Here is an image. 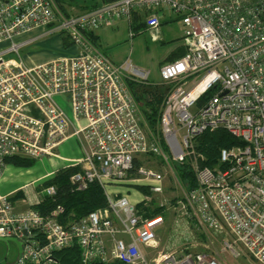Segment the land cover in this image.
Here are the masks:
<instances>
[{
	"label": "built area",
	"instance_id": "1",
	"mask_svg": "<svg viewBox=\"0 0 264 264\" xmlns=\"http://www.w3.org/2000/svg\"><path fill=\"white\" fill-rule=\"evenodd\" d=\"M154 8L179 16L186 47L159 70L161 81L175 84L161 113V145L143 130L126 83L147 81L149 73L130 61L114 64L87 37L121 19L130 25L133 15L154 30L160 26ZM55 34L67 35L75 54L28 64L21 50ZM215 130L239 143L222 149L213 169L195 165V187L178 186L186 202L183 224L175 225L180 231L174 228L178 246L158 250L162 218H145L128 197L108 191L129 180L135 160L148 155L200 158L196 137ZM70 138L81 149V158L66 166L80 168L72 186L82 191L97 183L107 208L63 225L62 205L46 215L34 209L56 195L54 186L43 187L49 179L33 182L42 189L31 193L25 210L15 209L14 194L0 193V240L18 248L12 264H58L55 253L72 245L82 264H226L230 254L242 264H264V0H114L69 16L55 0H0V181L8 160L57 158L55 150ZM134 174L150 178L151 192L163 195L161 173L140 166ZM192 222L201 234L216 235L222 252H188L205 246L194 242Z\"/></svg>",
	"mask_w": 264,
	"mask_h": 264
},
{
	"label": "rangeland",
	"instance_id": "2",
	"mask_svg": "<svg viewBox=\"0 0 264 264\" xmlns=\"http://www.w3.org/2000/svg\"><path fill=\"white\" fill-rule=\"evenodd\" d=\"M99 1L100 0H72L71 3L73 5L82 4L87 6ZM56 6L58 11L61 12L60 6L57 3ZM64 7L67 10V13L75 12V8L70 9L67 6ZM179 27L180 26L175 24L171 27L173 28L171 31H166L165 28H161L160 30H163L164 33L162 32V35L159 37L156 36L157 30H144L139 34H137L138 32H136L134 33V35H130L128 25L126 22H124L113 28H110L109 30L103 33L101 41V51L105 53L107 57L111 59L116 65H121L126 61H130L132 66L140 70L149 72V77L147 78V81L139 82H154L158 84H163L164 82H160L161 79L159 76V70L161 66L169 60L171 52H173L174 50H178L179 40L177 37L179 36ZM58 37V34H55L51 37H46L39 40L34 45L23 48L21 50L22 57L29 60L30 58L35 60L38 57L48 58L51 56H60L70 50H76L74 46H71L72 48L62 50V48L59 46L60 41ZM166 84H170L172 88L175 85L174 83ZM169 92L165 95L160 107L159 124H155L154 128H152V126H150L146 122L140 111L141 126L143 130L146 132L149 138L158 141L160 145L163 143L160 125L161 113ZM57 100L60 101L61 98H57ZM66 110L67 113L70 114L68 106H66ZM211 133L212 132L208 134ZM65 145L67 146L69 152H73L76 151L77 141L76 139H73L65 142ZM58 151L59 150H55V153H57ZM197 153L199 154L200 158H189L183 161L188 164L189 169L192 173L195 165L203 166L204 162L206 161V156L204 152L197 151ZM50 159H52L53 162L57 160L56 158ZM140 161H142L141 166L147 167L162 174L161 186L163 195L160 196L151 192V187L153 186V184H155V182H153L150 178H147L145 176L141 177L138 174H135L134 176H131L129 180L117 185H113L114 188L118 190V192L114 193L113 196L114 198H118L120 196L128 197L129 200L133 204H135L136 208L140 205H143L148 209L164 207V217L162 216L163 214L153 217H161L163 220V224L156 231V240L158 243L157 249H164L165 245L172 246L173 248H175L177 243L174 240V236L177 231H175L174 228L176 223L179 225L183 224V221L180 220V217H184L182 216L180 205L186 204L185 199L180 195L178 186H181L184 191L188 190L186 185L178 180L179 177L177 175L176 166L179 165V163L181 162L173 161L172 159L168 160L165 157L163 151H161L155 156L148 155L146 157H143ZM133 179H138V181L135 182ZM6 184L7 183H4V185L1 186V193L4 192V187H6ZM41 189L42 187L38 188L36 191L41 192ZM163 198L168 201V204L165 206L162 203ZM192 224L194 225V222H192ZM193 225L191 227L192 231L190 230L189 225H184L180 227L195 233L197 237H195L194 234L191 233L194 242H198L199 244L203 242L205 246L201 244L193 246L188 252L192 254L205 251L207 252L208 250H214L217 253L222 252V246L219 243V239L216 235H213L211 232L209 233L207 231H205L204 234H201V232L198 230V226ZM177 230L180 231L179 228ZM17 254L18 248L15 246L14 243L0 241V264H12L15 261ZM225 258H228L230 260L229 262H226V264H242L241 262L233 259L231 254ZM245 264L253 263L248 260Z\"/></svg>",
	"mask_w": 264,
	"mask_h": 264
},
{
	"label": "trees",
	"instance_id": "3",
	"mask_svg": "<svg viewBox=\"0 0 264 264\" xmlns=\"http://www.w3.org/2000/svg\"><path fill=\"white\" fill-rule=\"evenodd\" d=\"M72 0H55V2L60 6L61 13L69 16L64 4L71 3ZM114 0H102V2H111ZM99 6V5H97ZM94 6H80L79 9L84 11L86 9H92L97 7ZM83 9V10H82ZM134 17V15H133ZM145 24V23H144ZM136 29V28H135ZM92 33L87 34L88 39L95 46L91 39ZM63 43L70 47V43L67 35L60 34ZM186 53V49L179 50L178 53L171 55L168 61L173 62L174 60L182 57ZM127 86L131 91V94L140 109L142 116L146 122L154 128L155 124H159L160 117V107L164 100L165 95L172 88L170 84H158L154 82L144 83L139 82L135 79L128 78L126 80ZM214 91L211 90L207 92L203 98L198 102L197 105H202L204 101L213 95ZM209 131L196 137L194 145L195 149L200 152H204L206 156V161L203 166L213 169L219 164L220 151L224 148H229L231 146L237 145L239 142L237 139L231 137L227 132L223 130H215L211 134ZM140 160H135L134 170L131 172L130 176H134L135 169L141 166ZM8 163L15 167L30 168L35 164L34 160L29 159H10ZM80 171L79 167H67L61 169L55 173V175L44 182V186L52 185L56 189V195L53 199L48 197H42V203L35 206L34 209L39 211L41 214H48L56 205H62L64 208L63 214L59 217V221L64 225L68 222H76L80 218L86 216L87 214L95 211H102L107 208L106 196L102 188L97 183H91L88 187L82 191H78L72 186L70 182V177ZM177 175L179 181L184 183L187 189L195 187L194 175L189 169V166L185 162L179 163L176 166ZM20 197L18 194L11 198V200L16 201L15 198ZM140 213H144V217L153 218L163 214L164 217V207H156L153 209H148L143 205L137 206ZM165 220V218H164ZM55 259L58 264H82V259L80 256V249L77 245H72L62 249L55 253ZM91 264H120L117 262L101 263L99 261H93Z\"/></svg>",
	"mask_w": 264,
	"mask_h": 264
},
{
	"label": "crops",
	"instance_id": "4",
	"mask_svg": "<svg viewBox=\"0 0 264 264\" xmlns=\"http://www.w3.org/2000/svg\"><path fill=\"white\" fill-rule=\"evenodd\" d=\"M104 2H102V0H100L99 2H96L92 5H87L89 6H94V5H101ZM64 6H67L70 9L75 8V12L73 13H68V15H75L78 14L79 12H81V9H79L80 6H84L86 7V5H82V4H72V3H66L64 4ZM83 10V9H82ZM74 11V10H73ZM154 11H157L159 16H160V26L154 30L149 29L148 27H146L145 23V17L142 15H134V17L132 16V20H131V24L129 25L128 22L124 19H121L119 21H117L113 26L111 27H100L98 28L96 31H94L92 33V35L90 36L92 41L94 42L95 46L98 48V50L100 52L101 51V44H102V36L103 33L107 30H109L110 28H113L121 23L126 22L128 25V29H129V33L130 35H134V33L138 32L137 34H139L142 31H155L157 30V34L156 36H161L163 30H160L161 28H165L166 31H171L173 28H171L173 25L177 24L178 26H180V30H179V36L178 38V50H174L173 52H171V55L178 53L179 50L186 49L184 43H183V39H182V30L183 27L181 25L180 22V18L179 16H174L172 14H170L169 12H165V10H162L161 8H154ZM136 28V29H135ZM133 33V34H132ZM164 33V32H163ZM53 36V35H52ZM59 37V46L62 48V50H66L69 48H72L71 46L68 47L66 46L62 39L61 36L58 35ZM51 37V36H49ZM75 50H70L67 53L63 54V55H74L75 54ZM103 53V52H102ZM105 56H107L105 53H103ZM185 55V54H184ZM56 57V56H54ZM53 56L48 57V58H43V57H38L35 60L31 59H27V63L28 64H32V65H38L40 63H43L45 61H48L50 59L54 58ZM181 58V57H180ZM179 59V58H178ZM111 60V59H110ZM177 60V59H176ZM112 61V60H111ZM175 61V60H174ZM113 62V61H112ZM114 63V62H113ZM168 63L165 62L164 64ZM115 64V63H114ZM163 64V65H164ZM162 65V66H163ZM161 66V67H162ZM149 73V72H148ZM156 82V81H155ZM163 82V81H160ZM74 138H70L67 141L73 140ZM77 141V140H76ZM65 142H63L62 144H60L56 150H59L56 154L57 156V160H55L53 162L52 159H43L42 161H35V164L30 167V168H23V167H15V166H10L8 168V172L6 173V175L4 176V178L0 181V188L1 186L4 185V183L6 184V187H4V192L1 194H14L12 196V198L14 196H16V194H18V196L15 198L16 201L13 200L14 206L16 210H25L26 208L29 207V200H32L31 193L32 192H37L36 190L38 189V186H35L33 184V182H38V180H44L45 178L50 179L54 173H57V171L66 168V166L68 165L67 162H69L68 160H77L79 158H81V149H80V145L77 141V146H76V151L73 152H69L67 149V146L65 145ZM110 188V187H109ZM112 188V186H111ZM108 192L111 193H117L118 190L116 188L113 189H109ZM39 193V192H37ZM201 241V240H200ZM178 245H176L177 247ZM173 248L172 246H167L165 245L164 251L167 250H175L176 249Z\"/></svg>",
	"mask_w": 264,
	"mask_h": 264
},
{
	"label": "water",
	"instance_id": "5",
	"mask_svg": "<svg viewBox=\"0 0 264 264\" xmlns=\"http://www.w3.org/2000/svg\"><path fill=\"white\" fill-rule=\"evenodd\" d=\"M0 241H3V242H12V243H14V244H15V241H13V240H11V241H8V240H5V239H3V240H0Z\"/></svg>",
	"mask_w": 264,
	"mask_h": 264
}]
</instances>
